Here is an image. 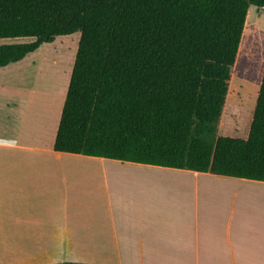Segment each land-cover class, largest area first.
<instances>
[{
	"label": "trees",
	"instance_id": "obj_1",
	"mask_svg": "<svg viewBox=\"0 0 264 264\" xmlns=\"http://www.w3.org/2000/svg\"><path fill=\"white\" fill-rule=\"evenodd\" d=\"M251 6L0 0V39H31L0 44V67L79 31L56 151L264 181V72L248 137L217 133Z\"/></svg>",
	"mask_w": 264,
	"mask_h": 264
},
{
	"label": "crops",
	"instance_id": "obj_2",
	"mask_svg": "<svg viewBox=\"0 0 264 264\" xmlns=\"http://www.w3.org/2000/svg\"><path fill=\"white\" fill-rule=\"evenodd\" d=\"M33 53L0 67V264H264V181L56 151Z\"/></svg>",
	"mask_w": 264,
	"mask_h": 264
},
{
	"label": "rangeland",
	"instance_id": "obj_3",
	"mask_svg": "<svg viewBox=\"0 0 264 264\" xmlns=\"http://www.w3.org/2000/svg\"><path fill=\"white\" fill-rule=\"evenodd\" d=\"M245 31L242 53L238 62L236 61L235 70H232L234 74L217 130L218 135L243 139L249 134L264 72V8L250 7ZM80 37L79 31L58 36L32 54L38 61L34 79L37 92L33 99L36 101L37 110L47 112L50 109L54 114L57 107L64 102L63 93L67 88L66 84L68 86L70 82ZM30 40L0 39V44ZM40 103L46 107H40ZM258 193L259 196H264L263 191Z\"/></svg>",
	"mask_w": 264,
	"mask_h": 264
},
{
	"label": "bare ground",
	"instance_id": "obj_4",
	"mask_svg": "<svg viewBox=\"0 0 264 264\" xmlns=\"http://www.w3.org/2000/svg\"><path fill=\"white\" fill-rule=\"evenodd\" d=\"M250 16V15H249ZM246 33V31L244 32V34ZM245 36V35H244ZM244 36H243V40H242V44L240 45V49H239V54H238V58H237V62H238V59L242 53V49H243V41H244ZM264 198V197H263ZM260 199V198H259Z\"/></svg>",
	"mask_w": 264,
	"mask_h": 264
}]
</instances>
